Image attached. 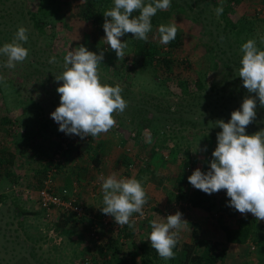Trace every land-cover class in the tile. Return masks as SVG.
<instances>
[{"label": "rangeland", "instance_id": "rangeland-1", "mask_svg": "<svg viewBox=\"0 0 264 264\" xmlns=\"http://www.w3.org/2000/svg\"><path fill=\"white\" fill-rule=\"evenodd\" d=\"M215 2L227 8L233 25L216 14ZM113 6V0H0V47L12 42L23 26L28 29L23 46L29 49L26 60L12 69L4 67L7 57L0 55V264H121L105 247L108 234L102 225L89 222L97 214L85 195L102 188L100 177L106 173L117 179L134 177L146 193L156 191L166 218L165 212L171 215L195 191L188 177L201 164L198 158L206 157L209 168L222 131L214 122H228L246 96H255L238 75L243 43L254 39L264 50V0H171L167 10L157 11L148 34L155 52L165 51L174 60L170 70L143 59L141 40L131 33L121 37L128 47L124 60H118L104 40L103 13ZM172 23L181 43L169 47L160 42L158 29ZM81 45L97 55L104 52L101 82L120 85L127 101L125 111L115 114L116 126L98 138L66 135L50 115L60 104L56 89L62 81L55 77L65 70L63 58ZM53 57L55 62L49 63ZM256 111L246 134L264 129L258 98ZM6 153H12L11 163ZM50 169L55 191L68 188L85 217L40 206L37 191ZM83 170L90 175L85 180L79 177ZM149 196L143 218L133 214V228L119 226L110 216L118 240L116 256L127 257L131 264H186L185 249L191 242L182 235L174 259H162L151 247V231L141 228L150 201L158 205ZM255 224L263 229L253 231L244 245L221 246L224 254L220 252L218 264H264V221Z\"/></svg>", "mask_w": 264, "mask_h": 264}, {"label": "clouds", "instance_id": "clouds-1", "mask_svg": "<svg viewBox=\"0 0 264 264\" xmlns=\"http://www.w3.org/2000/svg\"><path fill=\"white\" fill-rule=\"evenodd\" d=\"M113 3L114 6L103 13V29L104 40L115 51L118 60H124L128 47L127 41L121 42V37L131 33L134 39L146 42L152 30V17L158 10H167L171 6V0L147 3L145 0H113ZM223 11L222 5L216 8L218 16ZM136 12L138 15L134 16ZM158 31L160 42L169 44L176 39L177 24H161ZM27 32V28L20 26L12 42L0 47V55L7 57L4 67L15 68L28 57L29 49L23 46L28 41ZM241 52L238 76L248 93L255 96H246L240 109L231 113L228 122L222 119L214 122V127L222 131L217 133V146L212 152L209 170L195 169L188 181L209 195L226 190L229 207L264 221V129L246 134L247 126L257 117V98L264 107V50L257 47L254 39H249L242 44ZM63 59L65 70L55 77L56 81H62L56 89L60 104L50 114L51 118L59 125L58 130L66 135L98 138L116 126L115 114L123 113L127 108V101L121 95L123 89L118 84L110 86L101 82L99 65L104 59L103 51L97 55L81 45L68 51ZM54 62L55 57L49 61ZM204 150H207L206 146ZM101 180L102 213L114 217L119 226L133 228V214L143 216V206L148 202L142 181L134 177L117 179L115 174L101 177ZM188 225L180 211L166 219L152 220L148 237L151 247L162 259H174L173 250L181 231Z\"/></svg>", "mask_w": 264, "mask_h": 264}, {"label": "crops", "instance_id": "crops-1", "mask_svg": "<svg viewBox=\"0 0 264 264\" xmlns=\"http://www.w3.org/2000/svg\"><path fill=\"white\" fill-rule=\"evenodd\" d=\"M198 159L199 161H201V164L198 167H196V169L200 168L201 171L207 172L209 168H208V162H206L205 160L206 157H203V159L200 158ZM100 174L101 176L105 175L104 172H101ZM97 175L98 174L93 176V179H96ZM89 176L90 175L87 174V171L85 170L79 172V177L81 180H85ZM104 177L107 178L108 173H106ZM192 188L194 187L192 186ZM194 189L197 192V194L194 195V200L196 202L190 199L193 197V194L191 193L187 196L190 200L184 198L183 199L184 201H182L180 205H178V207L175 206V208L171 211V215H174L177 211H180L182 213V219L189 223V225L186 228H184L180 233V235L183 236L185 242L186 241L192 242L193 240H195L196 243H200V244L203 243L205 245L207 244L209 245L219 244V246H224L225 244L226 246L227 244L232 245V243H228L225 238V232L223 230L224 225L234 226L236 222L243 217L248 220L252 219L255 223L256 218L251 213L241 214L240 212L236 211L234 208L228 206V202L230 198L227 197L226 190H221L217 193H213L209 195L201 190H198L196 188ZM94 191L95 194L85 195L87 199H89L90 206H92L91 210L93 211V213L97 214L96 218L89 222L94 223L95 225L97 224L102 225L105 234H108L107 237H109L111 236V234L114 233V231L111 230L112 227L114 226V223L108 222L111 215L103 214L101 211V207L104 206L103 197H101L103 195L102 188L98 187ZM147 193H148L147 196L150 195L149 199L153 198L158 202V205H156L154 201H150L149 208L147 210H144V212H147V217L144 218V220L141 222L142 230L151 231V221L161 220L162 210L166 208V206H163L164 205L163 204L162 207L159 204L160 197H158L155 190L148 191ZM94 196L95 198H93ZM255 226H256V228L254 229L255 231H260V229H263V227H261L260 225L255 224ZM107 237L105 239H107ZM248 241L244 243H247ZM77 243H80V240H78ZM244 243H235V244L242 246L244 245ZM238 252L239 251L233 252V255L230 257L236 256ZM238 256H242V255L239 253Z\"/></svg>", "mask_w": 264, "mask_h": 264}, {"label": "trees", "instance_id": "trees-1", "mask_svg": "<svg viewBox=\"0 0 264 264\" xmlns=\"http://www.w3.org/2000/svg\"><path fill=\"white\" fill-rule=\"evenodd\" d=\"M215 4H216V7L220 6L217 2H215ZM223 9H224V11H223L222 15H223V18L225 19V22L227 24L233 25V23L231 22L229 17H227V15H226L227 8H223ZM88 17L91 18V17H93V15H89ZM97 20L100 22V24L103 22V21H100L99 18ZM153 22H155L154 17H152V23ZM180 43H181V35H180V33H177L176 39L173 40L171 43H169L168 46L173 47V46H177V44H180ZM139 49L143 50V52H144V54L142 56L143 59L145 57H149L150 61L156 60L158 62V64H161L164 67L165 70H170L174 64V60L171 57H167L166 54H164L165 51L162 52L161 50H158L157 52H155L156 46L154 44H152L151 42H149L148 40L146 42L141 40V45H140ZM145 64H148V63L146 62ZM2 154H3V156L5 155V153H2ZM12 158H13L12 153H6L5 159H6L7 163H11ZM179 182H181V181H179ZM192 194H193V197L190 199L192 201H195L194 195L197 194V192L193 191ZM179 196L183 197L184 195L181 194ZM255 228H256V226H255L254 221L252 219L251 220L245 219L244 217L239 219L234 226H230V225H224L223 226V230L225 232V238H226L228 243H244V242L248 241V239H250L252 237L253 231L255 232V230H254ZM113 237L114 236L112 234H111V236L107 237V240L105 241L106 245L104 244L106 249L107 250L109 249L113 253V255L115 256L116 262L121 263V264H131L130 262L128 263L127 257L123 256V257L119 258L116 256V254L119 253V247H118V243H117L118 240L113 238ZM202 244L196 243V242H191L188 245V248L185 249L186 253L184 255L185 259L183 260V262H186V264H218V262L222 258L220 255V252H222V254H224L222 247L219 246V244H216V245H214V244H211V245L203 244L202 245ZM177 245H178V243H177ZM105 247H104V249H105ZM104 249L100 248V251L104 250ZM133 262H132V264H133ZM107 264H109V263H107Z\"/></svg>", "mask_w": 264, "mask_h": 264}, {"label": "built area", "instance_id": "built-area-1", "mask_svg": "<svg viewBox=\"0 0 264 264\" xmlns=\"http://www.w3.org/2000/svg\"><path fill=\"white\" fill-rule=\"evenodd\" d=\"M134 135L135 133H131V136ZM125 151H130L129 146L125 147ZM128 166L132 167V163L130 162ZM52 172V169L48 171L44 180V186L37 191V198L40 206L45 210L52 208H62L63 210L70 211L80 218L85 217L86 211L84 210L83 206L80 205L73 197V193L68 188L63 187L60 192L55 191L53 188ZM168 215H170V213L165 212V216Z\"/></svg>", "mask_w": 264, "mask_h": 264}]
</instances>
